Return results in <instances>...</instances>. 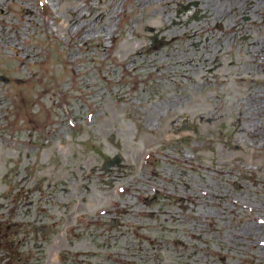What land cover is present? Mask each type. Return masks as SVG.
I'll return each instance as SVG.
<instances>
[{
    "label": "rangeland",
    "instance_id": "obj_1",
    "mask_svg": "<svg viewBox=\"0 0 264 264\" xmlns=\"http://www.w3.org/2000/svg\"><path fill=\"white\" fill-rule=\"evenodd\" d=\"M190 1L0 0V231L86 211L66 264H264V26Z\"/></svg>",
    "mask_w": 264,
    "mask_h": 264
},
{
    "label": "flooded vegetation",
    "instance_id": "obj_2",
    "mask_svg": "<svg viewBox=\"0 0 264 264\" xmlns=\"http://www.w3.org/2000/svg\"><path fill=\"white\" fill-rule=\"evenodd\" d=\"M232 2H234L235 6L233 7V10L228 11L227 14L229 16L232 15L234 19L237 20L234 23L235 27L236 26L240 27L239 25H241L243 28L247 27L248 30H250L251 32L253 31L255 33H258L259 31L262 30V27L264 26V0H232ZM199 4H200L199 0L190 1L189 6L187 7V10H186L187 13H190V16L187 18V21L197 20L199 18L200 16L199 8H198ZM256 7H258L259 9H256ZM175 24H176L175 22H172V25H175ZM217 27L221 28V25L218 24ZM228 34L232 35L230 33ZM248 35H251V34L237 35L236 39L234 40L232 39V41H234L232 43L230 41L231 40L230 37H228V35H224L223 37L218 38L214 42V47L217 46L218 50L220 51L232 50V48H235V45H234L235 43H237L238 41H245ZM173 40L174 39L168 40V45H169V41H173ZM181 41H183V37L179 38L178 42H181ZM200 44H201L200 41H196L192 43V46L194 48H198ZM179 51H181V48L179 46H174L173 48L170 49V52L172 53H176ZM35 190H36V187H35ZM68 207H69V204L66 208ZM79 208H82V207H79ZM67 216H68V213H64L65 219H67ZM72 220H73L72 222L67 223L65 225L69 228V231H67V229H63L62 232L56 231V229H58L59 226L62 225L60 222V219H58L57 216H55V220L53 221V224L51 226L47 222L46 223L40 222L38 225H35L31 235L30 233L23 232L22 235L20 234L18 236L19 232L17 231H12V230L11 231L10 230L0 231V245L5 244V250H6L5 253L1 254L0 263L18 264V262L22 260L23 264H27L29 258L32 259V257L34 256L31 255V253H29L26 256V259L24 261L22 259L21 250L24 248H35V250L43 249L44 245L49 244L47 242L49 238L51 237H55L53 239V242H54L53 244L55 247L64 249V250L65 249L69 250V258H66L64 252L59 253V256L61 257L63 263L65 262L66 264L67 262H72V260H76L77 259L76 257H79V255L81 254V252L79 253L77 250H82L83 249L82 246H84L88 242V241H85V244L73 242L79 239L80 233L82 232L87 233V222H86L88 220L87 212L86 211L76 212V214H74V216L72 217ZM111 222L114 226L116 225L115 222L118 223L117 221H111ZM34 223L36 222L34 221ZM27 225L29 224L23 223L22 227L19 225L18 226L20 228H23L24 226L27 227ZM14 227H17V226H13V228ZM67 233L69 234V239L66 236ZM60 237L63 239H60ZM67 240L69 241L67 242ZM65 244H68V245H65ZM76 246L79 247L80 249H76ZM73 248L75 250L74 252H73ZM9 254L11 255V257L7 259Z\"/></svg>",
    "mask_w": 264,
    "mask_h": 264
},
{
    "label": "bare ground",
    "instance_id": "obj_3",
    "mask_svg": "<svg viewBox=\"0 0 264 264\" xmlns=\"http://www.w3.org/2000/svg\"><path fill=\"white\" fill-rule=\"evenodd\" d=\"M50 2H55L56 0H49ZM32 14V13H31ZM30 14V15H31ZM84 17H86V15L85 14H82L80 11H77L76 13H73L72 12V14H71V18H69L67 21H66V29H70L72 26H74V25H77L78 27H77V29L81 26V25H78L79 24V22L81 21V19L82 18H84ZM59 21V20H58ZM204 31V30H203ZM202 31V32H203ZM99 31H97V30H93L92 28H90V27H87V30H86V33H88V34H92V33H98ZM205 33V32H204ZM12 44V43H11ZM252 129H250V132H251V134L252 135H263L264 136V125L263 124H261V125H258V124H255L254 123V121H253V124H252ZM189 197L191 198V200L192 201H195V197L194 196H191V195H189ZM189 197H187V198H189ZM119 211V210H118ZM140 211H138L137 213H139ZM206 216V215H205ZM209 217H212V215L211 214H209ZM259 245H261L260 243H259ZM263 246V245H262ZM223 258V256H221V259Z\"/></svg>",
    "mask_w": 264,
    "mask_h": 264
},
{
    "label": "water",
    "instance_id": "obj_4",
    "mask_svg": "<svg viewBox=\"0 0 264 264\" xmlns=\"http://www.w3.org/2000/svg\"><path fill=\"white\" fill-rule=\"evenodd\" d=\"M37 3H39V0H37Z\"/></svg>",
    "mask_w": 264,
    "mask_h": 264
}]
</instances>
